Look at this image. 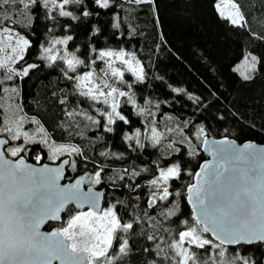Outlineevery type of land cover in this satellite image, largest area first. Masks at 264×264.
Returning a JSON list of instances; mask_svg holds the SVG:
<instances>
[{"label":"trees","instance_id":"1","mask_svg":"<svg viewBox=\"0 0 264 264\" xmlns=\"http://www.w3.org/2000/svg\"><path fill=\"white\" fill-rule=\"evenodd\" d=\"M216 1L155 0L153 6L136 5L130 0H110V7L101 9L94 4V0H85V10L93 15L72 21L71 28L63 26L66 18L58 17L60 24L55 27L50 19H45L46 13L51 15L55 11L51 6L48 9L42 6L34 8L32 26L25 27L19 23L25 20L21 14L24 10L19 6L11 22L15 24V31L24 35L31 44L24 53V60L17 61L16 68L32 63L38 65L29 71L27 77L14 76L10 81L18 88L21 112L38 121L49 140L78 147L87 156L85 159L75 153L66 154L70 157L66 179L80 174L92 177L103 167L102 182L96 184L97 188L104 189L103 209L118 200L123 201L124 204H117L116 209L122 222L143 217L139 226L134 224L136 231L143 229L145 233L152 234L154 221L148 217H155L157 225L171 228L170 233H161L157 228L155 242L147 240L145 235H130L132 252L126 258L127 264H145V260L152 259V255L145 253L144 248L155 249L156 243L167 248L161 237L169 242L178 241L179 231L198 226L186 202V190L200 163L206 159L201 150L206 135L227 137L240 143L253 141L264 144V0H233L245 16L247 25L243 28L221 18ZM60 2L57 0V4ZM0 11L11 12L12 9L6 7ZM114 24H119V28L113 27ZM94 28L99 29V34L92 36L98 49H124L135 53L146 73L145 81L135 84L133 91L138 108L150 110L152 115L147 112L144 116L137 115V109L131 104L125 105V115L132 123L118 122L113 125L116 130L111 133L105 132L102 127L97 128L83 115L87 112L100 119L95 109L103 105L92 107L90 101L73 94L75 82L64 77L59 61L49 67L48 61L39 59L41 45L47 46L51 40L67 34L73 35L71 43L83 51ZM69 50L74 49L70 47ZM246 55L255 56L257 61L256 72L250 80H244L235 70ZM126 78L133 80L127 74ZM60 99H65L66 104H60ZM67 112L81 114L70 118ZM151 120L163 133L161 144L154 148L148 140H144V149L133 151L129 144L135 147L134 142H125V133L133 134L138 128L142 134H148V121ZM199 127L205 129V134L197 138L195 133ZM169 143L181 150L182 160L178 162L182 166V178L169 182L167 200L157 199L156 208H149L152 193L156 192L157 197L162 194L149 183L159 174L156 162L164 166L165 158L172 159L175 155L168 148ZM9 147H14L12 140L6 149ZM23 148L27 150L26 154L21 152L19 155L28 161L37 163L36 154L42 157L39 163L50 161L47 148L40 142L24 144ZM192 149L195 155H188ZM102 151L108 153V157L101 156ZM112 153H123L124 159L117 160ZM73 162L76 163L75 170L71 166ZM133 170L141 174L130 179ZM120 176L124 179L120 180ZM128 185L139 187L132 190ZM177 192L179 196L175 195ZM173 207L178 208L175 216L165 219L159 215V210L167 211ZM68 208L74 209L72 206ZM74 213L76 211L72 215ZM68 218L66 212L61 223L48 224L47 228L63 226ZM176 220H187L188 224L170 223ZM241 250L244 255H251L257 264H264V248L254 244L243 246ZM169 255L172 253L169 252Z\"/></svg>","mask_w":264,"mask_h":264},{"label":"snow or ice","instance_id":"2","mask_svg":"<svg viewBox=\"0 0 264 264\" xmlns=\"http://www.w3.org/2000/svg\"><path fill=\"white\" fill-rule=\"evenodd\" d=\"M136 5L155 4V0H130ZM94 4L101 9L110 7V0H94ZM22 6L21 13L25 20L22 23L25 27H31L32 10L37 7L48 9L50 6L55 10L51 15H45V19L53 22V27L60 24L58 17L66 18L64 27L71 28L72 21L83 18H90L93 14L85 10V0H0V9H12L11 12L0 11V33H7V37L0 36V41L7 39L10 42L15 39V44L19 47L20 55L8 56L0 59V70L7 73L5 77L11 80L13 76L27 77L31 69L38 67L37 64H26L21 71H16L10 64L24 60V53L31 44L28 39L15 31V24H12L16 12ZM230 7L234 13L226 14L216 4V9L221 18L230 20L231 24L237 27H246L245 16L240 10V6L233 2ZM71 8V10H65ZM79 10V15L77 14ZM119 24L113 27L119 28ZM51 30V29H50ZM99 34V29L94 28L88 41L84 44V50L72 44L74 37L71 34L64 35L51 41V45L45 47L41 45V55L39 59L49 62L48 66L56 65L59 61L60 70L68 81H74L75 92L80 97L91 102L92 107L101 104L102 108L95 111L100 119L84 112L86 119L92 121L97 128H103L105 132H114L113 125L118 122L131 124L132 122L125 115V105L131 104L137 109L136 114L144 116L147 112L152 115L150 110L137 106L135 84L145 81L146 73L144 66L141 65L135 53L127 52L124 49L114 50L111 48L98 49L92 36ZM56 46H63L62 50ZM73 48L74 50H69ZM4 49L0 48V52ZM15 54L16 47L11 48ZM62 51V54H61ZM83 57V58H82ZM248 58H245L247 63ZM252 70H255L256 57L252 56ZM26 63V62H25ZM119 64L122 67H117ZM87 69L86 71H81ZM126 72L130 73L133 80L126 78ZM73 73L75 75H70ZM244 80H250L251 76L241 73ZM4 81H0L3 84ZM7 91V89H5ZM15 92L16 89H13ZM173 91H182L173 89ZM192 99V97H190ZM60 104H66L65 99L59 100ZM147 103H151L148 101ZM159 107V105H157ZM79 112H67L68 117L80 115ZM222 118V117H221ZM23 118H21V121ZM32 123H39L32 120ZM151 136L141 133L137 128L133 134L124 135L125 142H134L135 147L143 150L144 140H148L152 147L161 144L163 134L157 131L154 120L148 121ZM187 127V123H185ZM6 130L12 134V128L6 126ZM40 131H43L41 126ZM21 134L24 136L25 144L29 142V134L21 133L19 127L11 135L12 140H19ZM205 134V129L199 127L195 135L199 138ZM36 143V141H32ZM183 142V141H182ZM6 141L0 140V146ZM47 144V140L40 141ZM189 143H191L189 141ZM207 144V141H204ZM168 148L175 154L174 158H165L164 166L157 161L159 176L149 181L150 185L161 192L152 193V198L148 201L149 208H156L157 199L165 201L168 199L169 182L182 178V166L178 162L182 160L179 147H172L169 143ZM244 150L253 148L251 144H245ZM53 157L60 152H68L78 156H84L80 148L74 146L60 145L51 149ZM6 152L12 157H17L21 152H27L23 147H9ZM214 163L205 164L200 172L195 176L200 177L197 184L188 187V201L193 205L196 213L193 220L196 225L203 224L202 229L189 226L187 230L178 232V242L164 240L167 248L161 247V243L155 244V249L144 248L145 253H150L152 259H146L145 264H257L251 255H244L242 247L244 245H259L264 248V162L257 163L261 158L255 153L249 152L245 155L240 149L236 148L233 142L222 140L214 142L211 149ZM101 156L108 157V153L100 152ZM188 155H195V150L189 151ZM112 157L117 160L124 159L123 153H112ZM35 160L39 163L42 157L35 155ZM65 164L69 161L65 160ZM75 170L76 163H72ZM101 167L94 173V182H102ZM144 171H147L145 169ZM127 173L128 170L125 169ZM140 172L133 170L129 176H140ZM189 175H193L189 173ZM60 168H49L47 165L33 167L25 163V157H20L15 162L5 159V151H0V264H53L59 261L60 264H120L121 261L127 264L126 258L131 254L132 249L129 245L130 235H145L149 241H156V229L161 233L171 232V228H165L155 223V217H148L153 220L152 234H147L141 229L136 231L134 224L139 226L143 217L133 219L131 222H122L117 213V204H124L117 201L110 204L106 209H100V194L84 196L80 193L82 180H77L73 187H61ZM120 180L124 176L119 177ZM134 190L139 185H128ZM179 196L180 193H175ZM73 201L76 208H80L83 203L90 205L88 212L72 213L76 209L67 206ZM67 212L69 219L67 227L60 226L51 233H42L41 226L46 220L58 221L61 219L60 213ZM178 212L177 207L167 211L159 210V215L165 219L175 216ZM144 216H148L145 212ZM170 223L187 225V220L170 221ZM79 229L77 232L76 230ZM211 233L212 238L204 235ZM81 239L78 240L77 237ZM71 241V243H67ZM187 242L188 247H185ZM226 246H232V251ZM191 249V250H190ZM169 252L172 255H169ZM160 257V259H156Z\"/></svg>","mask_w":264,"mask_h":264},{"label":"rangeland","instance_id":"3","mask_svg":"<svg viewBox=\"0 0 264 264\" xmlns=\"http://www.w3.org/2000/svg\"><path fill=\"white\" fill-rule=\"evenodd\" d=\"M217 3H220V7L225 11L226 14L234 13L235 10L230 7V4L233 3V0H217L216 4ZM7 35H8L7 33H0V36H3V37H7ZM20 35L24 36L22 34H20ZM16 38L17 37L14 36L13 40L11 42L9 40H7L6 38L3 39L2 41H0V48L4 49L3 52H0V59H6L8 56H13V55L19 56L20 55L19 47H17L15 44ZM24 38H26V37L24 36ZM50 45H51V42L45 47H48ZM13 47L17 48V51L15 54L11 51V48H13ZM56 47L58 49H61V50L63 48V46H56ZM61 54H62V51H61ZM246 57L248 58L247 63L245 61ZM251 57H252V55H246L243 58V60L240 61L236 65L235 70L241 77H243L241 75V73L252 76L256 72L257 61L255 63V70H252L251 66H252L253 62L251 60ZM16 63H17V61L11 63L10 66L15 68L16 71H21L22 68L21 69L16 68ZM116 66L122 67L119 64H117ZM126 74L129 75L130 77H132L130 73L126 72ZM6 76H7V73L4 72L3 70H0V81H4L3 84H0V134L1 135L6 134V136L9 138V140H12L11 135L14 134L15 131L17 130V127H19V130L21 133L26 132L29 134V142L28 143L32 142L33 140L36 142L47 140V144H44V143H41V144L45 145V147L47 148L51 162L56 161L57 159L59 160L61 157L66 156V154H69L68 152H60V153H57L53 157L51 149L56 148L60 145H67V144L55 143L52 140H49V138H47V134L44 131V129H43V131H40L41 126L39 125V123H32L31 121L34 119L26 117V115H24L21 112L20 103H19L20 101H19L18 88H17V86H15L14 84H12L10 82L11 80H13V78L11 80H7L5 78ZM132 79H133V77H132ZM5 89H7V91H5ZM13 89H16V91L14 92ZM21 118H23L22 121H21ZM6 126L12 128V130H13L12 134H10L6 130ZM158 132H160V131H158ZM160 133H162V132H160ZM148 136L149 137L151 136L150 131L148 132ZM12 141L14 143V147H16V146L24 147L25 141H24V136L22 134H21L19 140H12ZM67 146H70V145H67ZM86 176H88V175H86ZM158 176H159V174H158ZM88 177L90 180V184H93V185L97 184L94 182V176H92V177L88 176ZM88 211H90V210H84L81 212L86 213ZM77 213L78 212L74 213L73 215H75ZM67 220H66L65 224L63 225L64 227H67ZM195 227H198V229H202L200 226H195ZM76 231L78 232L79 229H77ZM77 239L80 240L81 238L78 236ZM69 243H71V241H69ZM184 246L188 247L187 242L185 243Z\"/></svg>","mask_w":264,"mask_h":264},{"label":"water","instance_id":"4","mask_svg":"<svg viewBox=\"0 0 264 264\" xmlns=\"http://www.w3.org/2000/svg\"><path fill=\"white\" fill-rule=\"evenodd\" d=\"M0 140L6 141V143L4 145L0 146V151H5V159L15 162L20 157H24L22 155H19L17 157L8 156V154L6 153L5 149L9 145L10 140H9V138L7 136L1 135V134H0ZM222 140H228L230 142H233L235 144L236 148H238L242 152H244L245 155H247L249 152L255 153L256 156L261 158L260 160L257 161L258 164L261 163V162H264V144L256 143V142H253V141H246V142H241L240 143V142H238V141H236L234 139L227 138V137L213 138V137H211L209 135H206L203 138L202 144H201V150L204 153V155L206 156V159L200 163V165H199V167H198V169L196 170L195 173L200 172L202 167L205 164H209V163H214L215 162L214 158H213V155L211 154V149L213 147L214 142H219V141H222ZM204 141H207V144H205ZM245 144H251V145H253V148L248 149V150L245 151L244 148H243V146ZM65 160H68L69 163L65 164L64 163ZM25 163L26 164H30L33 167H42L44 165H47L49 168H53V169L60 168L61 169V179L59 180V185L61 187H65V188L73 187L77 180H82L83 182L79 186L80 187V193L82 195H84V196H87L90 192H91V194H100L99 207H100V209H103L104 189L97 188L96 185L90 184L89 178L86 175H83V174L76 175L70 180L66 179L67 169H68V167L70 165V157L63 156L57 162H54V163H51V162L34 163V162H31V161H28L26 159V157H25ZM195 173L193 175L192 182H191V184L188 187H191L192 185L197 184L198 180L201 179L200 177L195 176ZM188 187H187V189H188ZM188 195H189L188 191L186 190V202H187L188 206L191 209L192 218H193V216H195L196 213L193 210V205L188 201ZM70 206H72L74 209H76L75 211H77V212H81V211H84V210H91L90 205L87 204V203H83L80 208H76V202L73 201L67 207H70ZM65 213L66 212H61L60 213L61 219L58 220V221L46 220L45 223L41 226L40 231L42 233H51L53 230H55V228H57V226H54V227L48 229L47 228L48 224L61 223L62 219H63V215ZM198 226L203 228V224H200ZM207 234L209 235L210 238H212L211 233H207ZM67 243H69V242L67 241ZM244 246H249V245H244ZM226 247H232V246H226ZM53 264H60V262L59 261H54Z\"/></svg>","mask_w":264,"mask_h":264},{"label":"flooded vegetation","instance_id":"5","mask_svg":"<svg viewBox=\"0 0 264 264\" xmlns=\"http://www.w3.org/2000/svg\"><path fill=\"white\" fill-rule=\"evenodd\" d=\"M57 161H58V159H57L56 161H52V162H51V161H49V162H51V163H54V162H57ZM69 180H70V179H69ZM76 212H77V211H76ZM68 242H69V241H68Z\"/></svg>","mask_w":264,"mask_h":264}]
</instances>
